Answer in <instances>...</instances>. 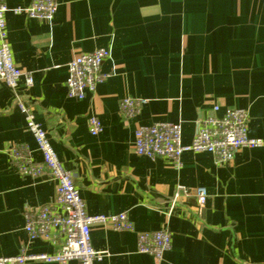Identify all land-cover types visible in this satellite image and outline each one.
Returning <instances> with one entry per match:
<instances>
[{"label":"crops","instance_id":"obj_1","mask_svg":"<svg viewBox=\"0 0 264 264\" xmlns=\"http://www.w3.org/2000/svg\"><path fill=\"white\" fill-rule=\"evenodd\" d=\"M56 1L51 22L5 14L12 59L32 83L21 78L13 90L0 81V257L55 251L23 229L25 208L52 202L55 181L20 175L10 162V144L41 160L18 96L74 174L86 211H125L134 226L93 224L91 245L105 252L94 264H264V0ZM99 47L110 48L101 65L109 76L84 98L67 97V63ZM123 96L147 101L123 118ZM214 104L219 112L246 109L247 134L263 144L239 149L228 163L184 151L179 168L135 152L139 125L180 122L186 144ZM90 116L102 124L97 135L88 131ZM196 186L207 190L204 204L181 190ZM161 229L171 245L160 259L137 251L136 231Z\"/></svg>","mask_w":264,"mask_h":264},{"label":"built area","instance_id":"obj_2","mask_svg":"<svg viewBox=\"0 0 264 264\" xmlns=\"http://www.w3.org/2000/svg\"><path fill=\"white\" fill-rule=\"evenodd\" d=\"M58 7L56 0H31L28 5L8 7L0 0V81L15 89L21 78L27 85L32 83L30 73L23 72L13 61L6 32V12L51 22ZM110 56L109 47H99L72 57L67 63L65 79L69 98L82 99L87 90L104 81L109 74L101 71L102 62ZM145 98L123 96L119 101V113L123 118H132L146 102ZM15 104L24 114L28 131L34 138L41 160L35 161L24 146L10 144L6 151L15 170L20 175L48 176L55 181V196L52 202L24 210L23 229L29 240L41 239L50 242L52 254H26L0 257V264H22L27 260L41 259L56 264H69L76 259L80 264H94L105 255L91 245L90 228L93 224H109L115 230H135L125 211L113 214H89L85 202L74 182V174L65 169L57 157L43 127L36 121L32 109L18 96ZM248 113L244 108H226L219 112L214 104L211 112L197 123V130L190 142L181 141L180 122L157 121L139 125L134 131L135 152L149 158H163L175 168L181 166L184 151L209 152L219 163H228L241 148H253L263 144L261 138L247 134ZM88 131L97 135L102 124L95 116L87 121ZM185 195L204 204L207 190L203 186L183 188ZM171 235L168 230L136 231V249L160 259L170 248Z\"/></svg>","mask_w":264,"mask_h":264}]
</instances>
